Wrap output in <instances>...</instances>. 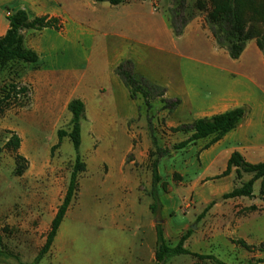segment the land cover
I'll use <instances>...</instances> for the list:
<instances>
[{"label": "rangeland", "instance_id": "rangeland-1", "mask_svg": "<svg viewBox=\"0 0 264 264\" xmlns=\"http://www.w3.org/2000/svg\"><path fill=\"white\" fill-rule=\"evenodd\" d=\"M240 3L248 28L261 32L264 0ZM212 7L209 0L208 8ZM190 13L206 20L196 0H191ZM34 70L31 64L14 60L0 63V97L12 84L18 90L26 88L17 97L0 102V264H30L37 256L66 195L76 160L71 139L66 136L59 141L57 135L59 129H70L71 113L64 108L63 113L47 118L43 109H37L42 101L36 99L39 92L29 80ZM89 72L92 75L93 69ZM162 89L164 93L161 85L149 90L151 106L139 92L132 97L130 89L125 98L117 99V80L112 89L101 86L85 95L79 153L86 170L78 178L77 194L60 230L62 238L39 264H51L59 253L69 257L66 262L58 261L61 264L86 262L83 255L90 264H238L251 259L264 264V243L233 248L226 234V213L229 205L239 207L241 203L225 199L224 194H211L217 184L212 176L197 178V170H203L197 156L204 142L176 148L191 132L175 130L186 122L178 119V106L165 108L169 99L160 94ZM124 111V115L133 114L123 116ZM12 132L21 139L18 149L6 147ZM127 140L132 148L127 147ZM156 147L167 153L159 156ZM156 159L160 180L154 184ZM223 168V164L215 165L206 172L215 174ZM255 190L258 194L259 186ZM208 205L210 209L201 218ZM255 229L264 240V216ZM159 231L168 249L175 248L190 231L183 244L189 253L166 255L157 261ZM118 248L128 251L118 257ZM100 251L107 252L102 260L97 258ZM196 254L213 255L217 260Z\"/></svg>", "mask_w": 264, "mask_h": 264}, {"label": "crops", "instance_id": "crops-1", "mask_svg": "<svg viewBox=\"0 0 264 264\" xmlns=\"http://www.w3.org/2000/svg\"><path fill=\"white\" fill-rule=\"evenodd\" d=\"M7 8L11 13L25 9L31 17H56L62 23L59 30L24 31L26 47L39 55V60L31 64L36 70L29 80L39 92L36 99L42 101L37 109H43L47 118L63 113L64 108L68 110L73 98L84 100L87 93L101 86L112 89L115 80L117 99L125 98L129 88L115 69L130 60L136 74L164 88V98L181 100L177 115L180 121L186 122L184 124L245 108L246 114L239 125L221 139L207 147L210 139L190 145L204 142L198 150L197 159L203 170H197V178L212 176L211 179L216 180L211 194L225 195L254 178L255 171L241 169L238 172L237 167L228 174L224 172L237 153L252 165L264 161V53L256 39L249 40L241 56L233 59L226 48L218 45L200 15L186 25L182 35L176 36L166 0H128L118 5L93 0H0V37L9 29ZM80 65L84 69L75 70ZM90 69H93L92 75ZM62 81L67 85L61 84ZM59 84L62 87L53 89ZM124 114V111L123 116L133 113ZM127 141V147L132 148L131 140ZM220 164L224 166L221 171L206 172ZM256 186H259L258 194ZM228 199L241 203L239 207L229 205L226 213V234L232 239L233 248L239 250L237 244L241 240L249 246L264 243L255 229L264 216L263 180H254L252 197ZM63 222L47 254L61 240ZM124 227L120 225L121 230H125ZM150 227L153 228V224ZM127 251L118 248L117 256ZM61 254L51 264H58L60 260L66 262L69 257ZM106 254L100 251L97 258L102 260ZM84 258L86 262L66 264H90L89 257L83 255Z\"/></svg>", "mask_w": 264, "mask_h": 264}, {"label": "trees", "instance_id": "trees-1", "mask_svg": "<svg viewBox=\"0 0 264 264\" xmlns=\"http://www.w3.org/2000/svg\"><path fill=\"white\" fill-rule=\"evenodd\" d=\"M96 2H108L111 5H118L128 0H93ZM213 7L210 10L208 8L209 0H196L198 10L206 13V22L211 29V32L220 47L226 48L230 56L233 59H238L245 49L247 42L251 39H256L259 48L264 53V5L261 8L262 18V31L256 32L253 29H249L246 22L244 9L241 7L240 0H212ZM167 6V13L171 26L176 36L183 34L186 25L195 17L194 13L187 14L188 9L191 7V0H169ZM211 8V6H210ZM10 11L9 8H7ZM9 29L5 35L0 37V63L6 60H14L16 62H22L26 64L36 63L39 60V55L35 51L26 47L24 42V31L28 29L41 30L44 28L61 29L62 23L59 18L50 16H36L31 17L25 9H17L12 14L8 15ZM117 73L123 78L125 84L130 89L132 97H135L139 92L144 97L148 106L150 103V91L159 89L160 86L150 82L148 79L137 76L133 71L132 62L130 60L122 62L117 67ZM5 95L0 97V102L11 99L12 96L24 93L26 88L20 90L17 86L12 84L9 89L3 90ZM163 94V89L160 91ZM181 100H167L165 108L174 109L180 105ZM68 110L71 113V119L69 122L70 129H59L57 132L58 139L61 141L64 137L68 136L76 151V160L71 172L69 185L66 191V195L60 204L58 211L51 222L50 231L47 234L44 245L40 248L37 256L30 264H39L42 258L50 251L55 237L59 231V228L72 205L78 190V178L82 172L86 170V164L82 160L79 153L80 146L82 144V120L85 118L86 105L83 99L76 97L73 98L68 104ZM246 114L245 108L239 107L228 110L226 112L213 115L211 117L199 118L191 123L182 124L175 130L190 132L191 135L184 141L180 142L176 148H184L188 144L195 143L202 139H210L206 144V147L211 142H216L221 139L226 133L235 129ZM21 145V139L16 132H12L9 140L6 143V147L14 146L18 149ZM55 147L53 146L52 149ZM159 156H164L167 150L161 147H156ZM19 158H22L19 155ZM233 167H237L238 172L240 170L255 171L256 174L252 180L246 183L241 188H236L233 191L224 195L225 199L236 197H252L253 196V182L256 179H262L264 182V161L252 165L243 159L240 154H234L228 164V168L224 174L230 173ZM153 183L157 184L160 180V174L158 170V160L153 162ZM213 204V203H212ZM211 205H208L200 217L208 212ZM190 231L184 234L178 245L173 249L163 247V236L159 231V249L156 252V260L160 262L166 255H175L179 253H189L187 249L183 247L184 242L188 238ZM239 243L246 247L251 248L245 241L241 240ZM195 254V253H194ZM200 258H215L213 255H199ZM216 259V258H215ZM217 260V259H216ZM220 262V261H219ZM261 262V260H260ZM221 264H225L220 262ZM238 264H256L253 260L247 263Z\"/></svg>", "mask_w": 264, "mask_h": 264}, {"label": "built area", "instance_id": "built-area-1", "mask_svg": "<svg viewBox=\"0 0 264 264\" xmlns=\"http://www.w3.org/2000/svg\"><path fill=\"white\" fill-rule=\"evenodd\" d=\"M12 14L11 11H8V15Z\"/></svg>", "mask_w": 264, "mask_h": 264}]
</instances>
